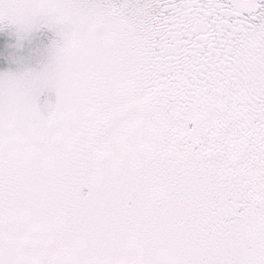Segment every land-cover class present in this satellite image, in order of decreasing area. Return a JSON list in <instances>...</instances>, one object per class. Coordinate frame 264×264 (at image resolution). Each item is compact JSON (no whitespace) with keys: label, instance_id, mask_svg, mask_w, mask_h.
<instances>
[{"label":"snow or ice","instance_id":"1","mask_svg":"<svg viewBox=\"0 0 264 264\" xmlns=\"http://www.w3.org/2000/svg\"><path fill=\"white\" fill-rule=\"evenodd\" d=\"M0 264H264V0H0Z\"/></svg>","mask_w":264,"mask_h":264}]
</instances>
